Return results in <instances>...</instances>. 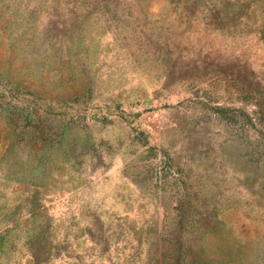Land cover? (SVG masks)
Returning <instances> with one entry per match:
<instances>
[{"label":"rangeland","instance_id":"rangeland-1","mask_svg":"<svg viewBox=\"0 0 264 264\" xmlns=\"http://www.w3.org/2000/svg\"><path fill=\"white\" fill-rule=\"evenodd\" d=\"M0 264H264V0H0Z\"/></svg>","mask_w":264,"mask_h":264}]
</instances>
